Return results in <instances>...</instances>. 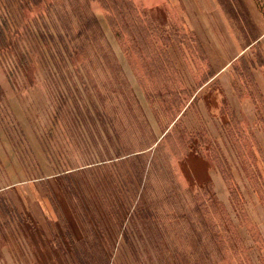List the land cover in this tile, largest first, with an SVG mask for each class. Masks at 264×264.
I'll list each match as a JSON object with an SVG mask.
<instances>
[{
  "label": "rangeland",
  "instance_id": "1",
  "mask_svg": "<svg viewBox=\"0 0 264 264\" xmlns=\"http://www.w3.org/2000/svg\"><path fill=\"white\" fill-rule=\"evenodd\" d=\"M258 37L243 0H0V264H264Z\"/></svg>",
  "mask_w": 264,
  "mask_h": 264
},
{
  "label": "crops",
  "instance_id": "2",
  "mask_svg": "<svg viewBox=\"0 0 264 264\" xmlns=\"http://www.w3.org/2000/svg\"><path fill=\"white\" fill-rule=\"evenodd\" d=\"M248 7L250 14L253 18L254 24L256 26V29L258 30L259 37L254 40L253 43L261 44L264 50V0H260V6L256 4L255 0H243ZM230 34V33H228ZM224 50L225 48L219 47L217 50ZM214 50V49H213ZM225 69H222L220 72V78L222 81L225 82L229 80L230 78L228 76H225Z\"/></svg>",
  "mask_w": 264,
  "mask_h": 264
}]
</instances>
